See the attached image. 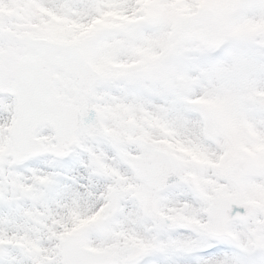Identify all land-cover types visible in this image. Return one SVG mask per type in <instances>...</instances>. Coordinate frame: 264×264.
Segmentation results:
<instances>
[{
  "label": "snow or ice",
  "instance_id": "snow-or-ice-1",
  "mask_svg": "<svg viewBox=\"0 0 264 264\" xmlns=\"http://www.w3.org/2000/svg\"><path fill=\"white\" fill-rule=\"evenodd\" d=\"M0 264H264V0H0Z\"/></svg>",
  "mask_w": 264,
  "mask_h": 264
}]
</instances>
